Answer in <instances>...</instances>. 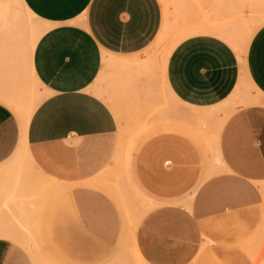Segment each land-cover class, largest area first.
Masks as SVG:
<instances>
[{
    "label": "crops",
    "instance_id": "crops-1",
    "mask_svg": "<svg viewBox=\"0 0 264 264\" xmlns=\"http://www.w3.org/2000/svg\"><path fill=\"white\" fill-rule=\"evenodd\" d=\"M22 1L45 25L31 51L42 97L23 130L0 101V264H104L127 247L144 264H191L204 236L248 225L264 182V0H185L199 30L162 71L146 51L159 0ZM205 19L258 21L242 63ZM241 68L262 100L235 104L208 147L223 111L196 114Z\"/></svg>",
    "mask_w": 264,
    "mask_h": 264
},
{
    "label": "rangeland",
    "instance_id": "rangeland-1",
    "mask_svg": "<svg viewBox=\"0 0 264 264\" xmlns=\"http://www.w3.org/2000/svg\"><path fill=\"white\" fill-rule=\"evenodd\" d=\"M159 2L162 10L159 34L146 51L152 53V58L157 60L159 70L162 71L170 49L184 36L199 29H194L195 25L191 26L189 19L186 20L185 0ZM204 21L202 29L211 30L228 41L242 63L244 45L258 21L253 24L248 22L245 30L243 23L237 24L233 19L223 20L218 27H208L207 19ZM44 28L45 25L33 13L31 15L26 12L20 0H0V101L16 111L22 130L32 109L42 97L40 83L31 66V51L37 36ZM248 98H254L257 102L258 99L262 100L260 93L250 85L241 68L229 95L201 114H196L209 119L212 113L223 111L222 116L211 127L208 125V147L214 144L216 127L220 120L234 109L235 104L244 103ZM260 190L261 210L248 221V225L241 222L231 236L223 239L204 236L201 256L191 264H264V182L261 183ZM119 259L104 264H141L136 260L133 250L128 247Z\"/></svg>",
    "mask_w": 264,
    "mask_h": 264
},
{
    "label": "bare ground",
    "instance_id": "bare-ground-1",
    "mask_svg": "<svg viewBox=\"0 0 264 264\" xmlns=\"http://www.w3.org/2000/svg\"><path fill=\"white\" fill-rule=\"evenodd\" d=\"M21 1V4H22V0H20ZM251 34H249V36H250ZM247 41H248V38H247ZM247 41H246V43H245V45L244 46H246V44H247ZM251 101H254V100H256V99H250ZM134 256H135V258H136V260H138L139 261V263H141V264H144V262L142 261V259L140 258V256L138 255V253L134 250Z\"/></svg>",
    "mask_w": 264,
    "mask_h": 264
}]
</instances>
